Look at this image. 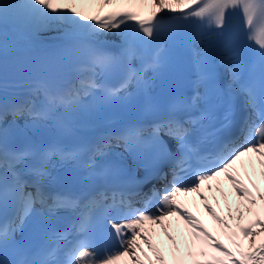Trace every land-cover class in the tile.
<instances>
[{"label":"snow or ice","instance_id":"obj_1","mask_svg":"<svg viewBox=\"0 0 264 264\" xmlns=\"http://www.w3.org/2000/svg\"><path fill=\"white\" fill-rule=\"evenodd\" d=\"M89 5L94 9L87 10ZM235 13L242 17L238 27ZM193 23L198 30L188 35ZM40 32H57L66 42L63 55L77 81L58 89L49 69L28 87L25 99L9 101V38L13 43L27 41ZM109 35L119 36V45ZM244 40L258 48L249 60L241 55ZM172 46L190 53L192 94L176 97L147 131L137 126L106 133L92 149L84 177L96 175V158L107 155L116 140L170 164L171 179L163 174L167 183L162 188L147 193L105 189L91 195L49 191L45 181L51 178L52 161L77 163L80 150L32 143L10 147V137L36 131L60 109L73 112L126 101L132 89L146 98L147 112L157 111L151 90L171 67ZM218 67L229 72L225 87L218 83ZM241 97L245 114L237 121ZM24 118L21 128L17 121ZM58 124L68 130L65 122ZM250 154L257 160H250L249 166L255 170L259 163L264 179V0H0V264H169L165 241L156 240L161 232L172 264H264V191L245 168L254 193L236 168L237 161ZM108 174L115 173L106 170ZM221 176L240 197L235 214L228 205L227 217L217 213L203 192L217 181L216 191L227 200ZM182 193L203 199L233 247L178 199ZM61 211L73 213L74 220L67 228L55 229L52 224ZM245 212L254 217L247 225L241 223ZM173 217L183 221L186 239L183 233L180 238L174 234ZM30 220L45 233L44 243L35 249L17 239ZM105 221L118 247L101 246V239L113 234L106 231Z\"/></svg>","mask_w":264,"mask_h":264},{"label":"bare ground","instance_id":"obj_2","mask_svg":"<svg viewBox=\"0 0 264 264\" xmlns=\"http://www.w3.org/2000/svg\"><path fill=\"white\" fill-rule=\"evenodd\" d=\"M94 9V6L92 5H89L88 6V9L89 11L93 10ZM41 34L43 35H46V34H51L52 32H40ZM12 43H10L9 45H11ZM14 44V43H13ZM238 203H240V201L236 200L235 201V205H237ZM245 214H247V212H245ZM249 215V214H248ZM150 226V225H149ZM151 227V226H150ZM157 231H159V229H157ZM173 231H174V227H173ZM156 240L157 242L160 241V240H164L165 241V246H168V242H167V238L163 236V233L161 232L159 236L156 237ZM248 241H245V245H247ZM145 248L147 249V246L145 245ZM151 255V253H149ZM125 261H122L121 264H124Z\"/></svg>","mask_w":264,"mask_h":264}]
</instances>
